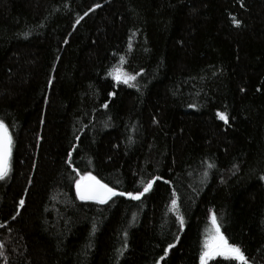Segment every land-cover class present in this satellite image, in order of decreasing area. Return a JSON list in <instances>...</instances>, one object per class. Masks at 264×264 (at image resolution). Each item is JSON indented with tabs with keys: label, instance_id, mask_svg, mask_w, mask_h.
I'll return each instance as SVG.
<instances>
[{
	"label": "trees",
	"instance_id": "1",
	"mask_svg": "<svg viewBox=\"0 0 264 264\" xmlns=\"http://www.w3.org/2000/svg\"><path fill=\"white\" fill-rule=\"evenodd\" d=\"M0 120V264H264V0H0Z\"/></svg>",
	"mask_w": 264,
	"mask_h": 264
},
{
	"label": "snow or ice",
	"instance_id": "2",
	"mask_svg": "<svg viewBox=\"0 0 264 264\" xmlns=\"http://www.w3.org/2000/svg\"><path fill=\"white\" fill-rule=\"evenodd\" d=\"M87 15V13L85 14ZM237 26L239 25L238 20H233ZM27 35V33H25ZM114 79L118 82L131 85L130 82L135 80V76L122 73L120 69L114 70ZM107 107V105H104ZM218 119L228 122V116L226 113H217ZM9 144L10 136L6 125L2 120H0V179H3L8 172V157H9ZM71 157V153L68 154ZM209 168L214 167L213 164L208 165ZM159 179L158 177H153L147 180L143 184L142 191L133 192H118L116 189L109 187L107 184L102 183L97 180L95 176L91 174H86L81 177L80 180L76 181V191L77 196L80 200H94L100 204H105L115 196H127L133 200H139L145 193L149 192L153 186V182ZM264 180V177H261ZM20 204H24L21 200ZM171 208L173 211H177V219L183 228V217L178 214L177 201L173 199L171 202ZM210 223L212 232L210 235H206L202 244V249L199 255L200 264H208V261L213 257H223L225 259H230L238 262V264H249L248 258L238 245L229 244L226 238L220 231V226L217 221L216 215L213 213L210 216ZM178 239V238H177ZM174 245L169 244L168 248L164 249L165 256L168 253V249L172 248ZM163 259V257H161Z\"/></svg>",
	"mask_w": 264,
	"mask_h": 264
},
{
	"label": "water",
	"instance_id": "3",
	"mask_svg": "<svg viewBox=\"0 0 264 264\" xmlns=\"http://www.w3.org/2000/svg\"><path fill=\"white\" fill-rule=\"evenodd\" d=\"M7 127V126H6ZM7 130H8V133H9V136H10V144H9V157H8V170L10 168V162H11V159H12V136H11V132L10 130L8 129L7 127ZM97 180H99L98 178H96ZM100 181V180H99ZM103 183V182H102ZM119 192V191H118ZM88 201H94V200H88Z\"/></svg>",
	"mask_w": 264,
	"mask_h": 264
},
{
	"label": "rangeland",
	"instance_id": "4",
	"mask_svg": "<svg viewBox=\"0 0 264 264\" xmlns=\"http://www.w3.org/2000/svg\"><path fill=\"white\" fill-rule=\"evenodd\" d=\"M8 171H9V170H8ZM211 232H212V228H211V230H207L208 235H210Z\"/></svg>",
	"mask_w": 264,
	"mask_h": 264
}]
</instances>
